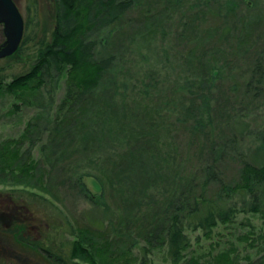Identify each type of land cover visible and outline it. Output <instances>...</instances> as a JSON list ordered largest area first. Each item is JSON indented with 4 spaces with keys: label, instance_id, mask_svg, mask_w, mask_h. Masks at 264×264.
Listing matches in <instances>:
<instances>
[{
    "label": "trees",
    "instance_id": "16d2710c",
    "mask_svg": "<svg viewBox=\"0 0 264 264\" xmlns=\"http://www.w3.org/2000/svg\"><path fill=\"white\" fill-rule=\"evenodd\" d=\"M54 1L56 25L37 63L0 82V102L15 100L9 115L38 108L18 137L0 142L6 200L35 222L33 237H52L25 244L53 264H155L161 252L163 264H264V234L239 237L252 238L256 259L235 247L193 255L188 234L212 239L239 213L264 220V129L248 133L256 147L246 157L232 123L219 120L238 112L218 105L223 93L233 108L264 106V0ZM246 55L239 82L233 70ZM185 156L203 163L193 168ZM228 161L236 176L227 180ZM237 196L240 209L227 203ZM66 199L101 215L76 223ZM64 236L75 240L56 242Z\"/></svg>",
    "mask_w": 264,
    "mask_h": 264
},
{
    "label": "rangeland",
    "instance_id": "374dc122",
    "mask_svg": "<svg viewBox=\"0 0 264 264\" xmlns=\"http://www.w3.org/2000/svg\"><path fill=\"white\" fill-rule=\"evenodd\" d=\"M15 1L25 19V42H23L19 51L13 56L0 60V82L4 83L12 82L15 77L30 71L35 66L38 61L39 52L43 48L42 46L50 41L51 34L56 25L54 0ZM145 3H148V1H145ZM153 7L159 10L163 8L161 4L157 3H155ZM256 13L262 15L264 18V2L261 3ZM262 26L264 27V23ZM262 31H264V28ZM5 41L4 27L0 25V45ZM251 58L252 57L247 58L246 55L242 58L244 62L241 61L236 63L238 67L233 70L232 78L234 77V79L240 82V78L245 76L243 73L248 68V63ZM167 72L168 71L162 73L163 77L166 76V74L171 78L175 77L172 72ZM175 78H177V76ZM54 88H52L51 91L54 90V100L56 101L55 105H57L63 98L66 90L65 78L58 81ZM45 95L46 99H42L41 102L48 100L46 93ZM12 102H15L13 98H7L5 101L2 100L0 102V142L7 138L18 137L26 127L27 121L38 111L37 107H22L20 113L11 116L8 112L11 110L10 103ZM244 104L242 102L240 104L237 103L233 108L230 104V100L224 99V94L220 93L218 105L232 113L238 112V116L235 118L221 116L222 119L219 118V120L220 122L224 120L232 123L234 126L233 134H238L240 139L239 146L242 152L246 157H248V155L252 157L253 154L249 153L250 150L254 151L256 143H254L255 139L253 136L248 137V133L256 129H264V106L252 108V106L248 107ZM217 111H219V109H217ZM178 141L180 142L181 140L178 139ZM194 149L195 148H193L191 152H194ZM195 152L198 153V151ZM198 154H200V152ZM197 158L198 157L195 156H185V160L193 168H198V166L203 163V161H201L202 163L199 162V158L197 161ZM254 158L255 157L252 159ZM227 164L228 166L224 171L225 174H223L227 180L229 178H235L236 168L233 161H228ZM85 183L93 193L99 194L102 192L101 185L96 179L87 178L85 179ZM6 196L8 197V194L4 191V188L0 187V264H53L50 260L45 258L38 249L25 244L27 241L36 244L40 240H45V238L50 240L52 237H33L35 235L34 233H36L35 222L32 221L30 216L25 215L24 209H18L19 206H15L14 200L8 201L9 198L6 200ZM65 201L66 207L69 208V210H67L68 214L75 217L76 223L78 221H85V218L87 220H93L101 215L97 208L89 203L79 202L77 205H72L69 204L70 200L66 199ZM227 203L230 206L237 205L240 209L243 204V198L240 196L235 197L233 200L229 198ZM263 223L264 220L259 214L239 213L233 223H222L218 229H215L216 232L213 234L212 239L204 236V232L200 230L194 231L190 228L188 234L192 240L191 252L196 256L203 254L208 255L235 247L237 253L241 257L250 256L252 259H256L259 257V254H257V249L251 246V240L253 237H259L260 234H264ZM246 236L252 237L251 240H239V237ZM55 238L57 243L64 242L66 246L69 245L68 239L75 240V238H69L67 236ZM217 244H220V246L218 247ZM135 253L142 256V250L139 248L135 249ZM164 256L165 254L162 252L157 253L154 256L155 264H163ZM167 264H170V262Z\"/></svg>",
    "mask_w": 264,
    "mask_h": 264
},
{
    "label": "water",
    "instance_id": "95a60500",
    "mask_svg": "<svg viewBox=\"0 0 264 264\" xmlns=\"http://www.w3.org/2000/svg\"><path fill=\"white\" fill-rule=\"evenodd\" d=\"M0 25L6 41L0 45V60L13 56L25 36V19L15 0H0Z\"/></svg>",
    "mask_w": 264,
    "mask_h": 264
},
{
    "label": "flooded vegetation",
    "instance_id": "af4514ba",
    "mask_svg": "<svg viewBox=\"0 0 264 264\" xmlns=\"http://www.w3.org/2000/svg\"><path fill=\"white\" fill-rule=\"evenodd\" d=\"M3 26V25H2Z\"/></svg>",
    "mask_w": 264,
    "mask_h": 264
}]
</instances>
